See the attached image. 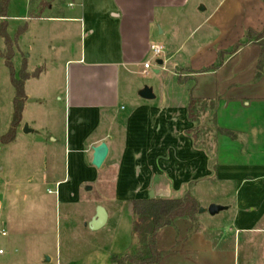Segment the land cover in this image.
Listing matches in <instances>:
<instances>
[{
    "label": "crops",
    "instance_id": "1",
    "mask_svg": "<svg viewBox=\"0 0 264 264\" xmlns=\"http://www.w3.org/2000/svg\"><path fill=\"white\" fill-rule=\"evenodd\" d=\"M36 1H28L29 12ZM190 6L192 0H73L71 10L49 17L63 24L57 33L81 34L74 51L64 47L61 53L65 125L60 138L51 136V150L60 144L64 158L53 180L65 231L40 232L46 248L35 253L27 247V264H120L138 247L133 202L153 192L161 199L190 195L205 210L196 230L193 221L178 219L158 232L157 246L165 253L159 264H239L237 237L234 247H225L227 235L218 228L222 212L207 213L212 204L227 208L239 236L260 231L264 47L247 34L263 29L264 0H219L200 25L183 30ZM47 7L54 6L42 1L39 13ZM206 21L211 25L189 47ZM152 45L165 48L154 71L163 81L159 94L153 90L155 98L145 100L143 89L137 93V68ZM43 75L26 81L27 100L28 85ZM192 98L201 101L197 121L189 118ZM27 100L16 140L28 124L27 106L38 102ZM46 127L55 132L52 123ZM102 143L109 154L98 169L92 161ZM35 144L41 142L30 138ZM98 207L108 220L93 231L88 224Z\"/></svg>",
    "mask_w": 264,
    "mask_h": 264
},
{
    "label": "rangeland",
    "instance_id": "2",
    "mask_svg": "<svg viewBox=\"0 0 264 264\" xmlns=\"http://www.w3.org/2000/svg\"><path fill=\"white\" fill-rule=\"evenodd\" d=\"M28 1L13 0L9 7L7 23L10 37L15 39L18 29L25 25H28V31L19 38L15 48L12 60L14 75L6 66L5 60L0 57V138L9 132L13 119V77L18 79L25 62L28 73L33 74L40 68L41 74L44 75L41 82L32 80L28 85L32 98L27 102L38 100L27 106L24 118L28 124L25 123V126L19 129L20 135L15 142L0 144V249L6 252L5 256H0V264H27L24 252L27 247L35 253L46 248L47 241L40 238V232H59L62 235L65 231L64 215L56 203V185L53 180L55 175L60 177L64 158L60 144L54 152L51 150L55 146L51 136L60 138L65 125L66 85L64 86L61 53L64 47L74 51L81 34L79 31H74L67 37L59 34L57 29L63 24L49 20V17L71 10L70 4L73 0H37L36 4L32 3L34 5L30 12L28 8L31 5H28ZM40 1L52 3L53 9L47 7L43 13H39ZM218 1L192 0L189 16L181 22L182 29L190 30L200 25L213 12ZM202 8L206 11H202ZM29 16L33 19L28 20ZM4 21L0 19V25ZM210 23L212 22L206 21V28L192 38L189 47L195 46V42L200 40L199 37ZM154 43L162 45L164 41L157 39ZM163 49L160 58L164 57L165 48ZM6 51L5 41L0 37V55L6 54ZM160 58H156L150 51L137 68L138 94L146 87L159 94L163 76L155 74L154 71L159 68ZM146 61L151 64V68L147 70L144 68ZM143 69L147 74H142ZM45 108L46 112H35L36 109ZM49 123L56 128L53 134L50 132L51 128L46 129ZM27 125L31 133H25ZM30 138L41 144L30 146ZM220 219L218 228L227 235L226 240L222 242L225 247H234V237H237L236 245L240 248L239 264H264V221L257 226L260 231L239 236L229 213L222 212Z\"/></svg>",
    "mask_w": 264,
    "mask_h": 264
},
{
    "label": "trees",
    "instance_id": "3",
    "mask_svg": "<svg viewBox=\"0 0 264 264\" xmlns=\"http://www.w3.org/2000/svg\"><path fill=\"white\" fill-rule=\"evenodd\" d=\"M12 1L0 0V19L8 18L9 7ZM27 29L28 25L20 27L16 33V38L12 39L8 33V23L4 21L0 25V37L5 41L7 49L6 54H1L0 57L5 60V64L12 72V75H14L12 60L15 56V48L19 38L27 32ZM247 36L249 40L261 42L264 47V27L260 32L249 30ZM41 72L42 69L39 68L33 74L28 73L25 62L18 79L13 77L12 87L15 91L13 119L9 132L0 138V144L7 145L15 141L27 100L25 83L32 77H38ZM200 104L201 101L194 98L190 100L188 111L191 121H197ZM200 209L198 201L190 195H186L181 199L153 198L134 201L133 235L138 242V247L134 254L122 259L120 264H159L165 253L158 249V232L165 227L173 225L178 219L193 221L194 230H196L198 228L196 217Z\"/></svg>",
    "mask_w": 264,
    "mask_h": 264
},
{
    "label": "water",
    "instance_id": "4",
    "mask_svg": "<svg viewBox=\"0 0 264 264\" xmlns=\"http://www.w3.org/2000/svg\"><path fill=\"white\" fill-rule=\"evenodd\" d=\"M202 10H204V8H202ZM162 64H163V61H158V65H162ZM140 97L142 99H145V100H153L155 98V96L153 94V90L151 88H148V87L144 88L140 92ZM31 132L32 131L28 129V126H26L25 127V133H31ZM108 154H109V148H108L106 143H102L98 147H95L92 165L94 167L100 169L103 166L104 162L106 161ZM153 198H155L154 192L150 194V199H153ZM226 209H227L226 207L216 205V204H212L207 209V212L211 216H216ZM204 211L205 210L203 208H201L199 213L202 214V213H204ZM107 220H108V214H107L106 210L103 207H98L96 217L88 224V227L93 231H97L106 225ZM47 260H50V259L47 258Z\"/></svg>",
    "mask_w": 264,
    "mask_h": 264
},
{
    "label": "built area",
    "instance_id": "5",
    "mask_svg": "<svg viewBox=\"0 0 264 264\" xmlns=\"http://www.w3.org/2000/svg\"><path fill=\"white\" fill-rule=\"evenodd\" d=\"M163 47L160 46V45H152L151 46V51L152 53L154 54V56L156 58H160V56L162 55L163 53ZM145 69H150L151 68V64L149 62H147L145 65H144ZM50 193H52V191H49ZM1 255H4V250L3 249H0V256Z\"/></svg>",
    "mask_w": 264,
    "mask_h": 264
}]
</instances>
